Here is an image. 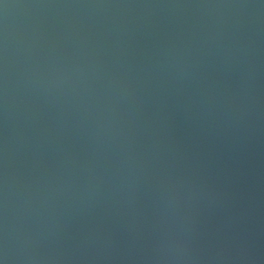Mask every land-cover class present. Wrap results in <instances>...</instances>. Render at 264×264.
Returning <instances> with one entry per match:
<instances>
[{"label": "water", "instance_id": "obj_1", "mask_svg": "<svg viewBox=\"0 0 264 264\" xmlns=\"http://www.w3.org/2000/svg\"><path fill=\"white\" fill-rule=\"evenodd\" d=\"M0 264H264V0H0Z\"/></svg>", "mask_w": 264, "mask_h": 264}]
</instances>
